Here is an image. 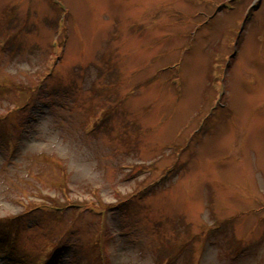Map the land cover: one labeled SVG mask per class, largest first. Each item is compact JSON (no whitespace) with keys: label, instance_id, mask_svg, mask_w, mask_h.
<instances>
[{"label":"rangeland","instance_id":"1","mask_svg":"<svg viewBox=\"0 0 264 264\" xmlns=\"http://www.w3.org/2000/svg\"><path fill=\"white\" fill-rule=\"evenodd\" d=\"M262 87L264 0H0V264H264Z\"/></svg>","mask_w":264,"mask_h":264},{"label":"bare ground","instance_id":"2","mask_svg":"<svg viewBox=\"0 0 264 264\" xmlns=\"http://www.w3.org/2000/svg\"><path fill=\"white\" fill-rule=\"evenodd\" d=\"M263 92H264V87H262V89H261V93H260V94H263Z\"/></svg>","mask_w":264,"mask_h":264}]
</instances>
